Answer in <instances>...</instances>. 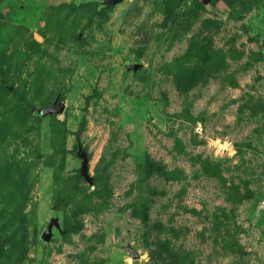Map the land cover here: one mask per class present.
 <instances>
[{"label": "rangeland", "instance_id": "374dc122", "mask_svg": "<svg viewBox=\"0 0 264 264\" xmlns=\"http://www.w3.org/2000/svg\"><path fill=\"white\" fill-rule=\"evenodd\" d=\"M99 2L0 0V264H264V0Z\"/></svg>", "mask_w": 264, "mask_h": 264}, {"label": "water", "instance_id": "95a60500", "mask_svg": "<svg viewBox=\"0 0 264 264\" xmlns=\"http://www.w3.org/2000/svg\"><path fill=\"white\" fill-rule=\"evenodd\" d=\"M123 0H100L99 4L104 7H111L121 3ZM180 2L181 0H177ZM197 3L201 5H207L211 0H195ZM64 110V105L62 102L58 100V96L54 98L51 104L42 107L40 109H30V114L34 117L43 119L50 116H58L62 114ZM73 156L79 161V168L77 169L78 176L83 180V182L87 186L92 185L91 176L88 174L87 168V157L85 151L79 145L77 139L75 141V150L73 151ZM55 225L54 220H49L44 232L41 233L40 239L42 241L47 242L50 237V228ZM123 251L129 256L130 259L135 260L138 259V254L133 250L128 244H126L123 248Z\"/></svg>", "mask_w": 264, "mask_h": 264}, {"label": "clouds", "instance_id": "9594fccd", "mask_svg": "<svg viewBox=\"0 0 264 264\" xmlns=\"http://www.w3.org/2000/svg\"><path fill=\"white\" fill-rule=\"evenodd\" d=\"M215 143L219 144V141H216ZM220 147L222 149H226V150H230L231 149V145H230L229 142L223 143L222 145H220ZM230 154H231V152H230ZM145 260H147V257L146 256H145Z\"/></svg>", "mask_w": 264, "mask_h": 264}]
</instances>
